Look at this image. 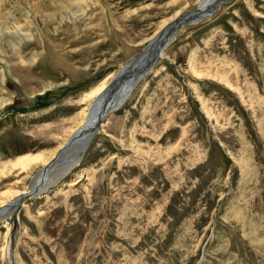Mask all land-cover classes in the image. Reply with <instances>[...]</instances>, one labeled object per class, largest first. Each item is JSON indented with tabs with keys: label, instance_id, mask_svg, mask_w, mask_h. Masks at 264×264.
Instances as JSON below:
<instances>
[{
	"label": "rangeland",
	"instance_id": "374dc122",
	"mask_svg": "<svg viewBox=\"0 0 264 264\" xmlns=\"http://www.w3.org/2000/svg\"><path fill=\"white\" fill-rule=\"evenodd\" d=\"M200 1L0 0V206L17 214L0 264H264V0L183 25L79 164L15 203L46 163H12L51 158L92 91Z\"/></svg>",
	"mask_w": 264,
	"mask_h": 264
},
{
	"label": "bare ground",
	"instance_id": "6f19581e",
	"mask_svg": "<svg viewBox=\"0 0 264 264\" xmlns=\"http://www.w3.org/2000/svg\"><path fill=\"white\" fill-rule=\"evenodd\" d=\"M80 1H82V0H80ZM213 1H215V0H202V1L198 2L197 4H198V7L203 8V7H207V5L211 4ZM79 3H78V5H79ZM176 19H174V21H172L171 23L166 25L164 27V29L161 30L157 34V36L151 40V42L155 40V43H156V42H159V40H161L164 43L163 46H165V44L170 39H172L175 35H177L176 33L178 32V30L183 25L192 26L193 24H195V23H197V22H199L205 18H202L201 20H197L196 18H194L192 16V18H189L190 21L186 22V23L177 22ZM9 34H14V31L11 29H8V30H5V32H3V33L1 32L0 33V39L2 41L5 40L7 38V35H9ZM29 37H30V35L27 33L23 34L22 32H19V31L16 32V38H18V39L29 38ZM160 54H161L160 57H162L163 51H161ZM113 77H114V75L110 79L112 80ZM108 82L107 81L102 82L98 87H96L92 91V94L94 95V99L92 100L91 104L87 107V110L88 109L89 110L86 111V113L82 116V119L78 123L79 126L72 130V133L69 137H67L66 142L63 143L62 145H60L59 147H57L52 152V154L53 153L54 154L52 155L51 158L45 157L41 154H38L37 156L36 155H34V156L33 155H23L22 157L17 158V160L14 163H12L11 168L17 167L18 169H20L21 172H23V173L29 172V174L32 173V172H30V170L32 168H37L40 162L46 163L41 168V170L38 171V173L35 175L33 181H31V183L29 185L30 188L28 187L29 189L27 188L24 192L25 194H22V196L18 197L17 198L18 200L19 199L22 200L25 198V196H28V195L34 194V193H37L39 195V193H41V191L43 192V190L45 191L46 189L51 187L49 185L52 184V182L55 183L57 180H60L62 177H64L67 174L68 171H70L74 166H77L79 164L78 163L79 160H78V162H76L77 161L76 157L78 156L79 152H81L82 148H84V145L86 146V143L90 142V140H91V139L87 138L89 135H86V134L89 132V128L92 127V125H93L92 122L94 121L95 115H97L99 110H100L99 106L102 104V102L105 98V95L109 90ZM128 88H129L128 85H126V86L124 85L122 87V90L118 93L119 95L117 96V98L114 99V102L118 101L119 98L124 97L125 94L129 91ZM119 106L120 105H118V107ZM76 134H78L76 136V139L72 140L71 137L73 135H76ZM73 162H76V164L72 167ZM61 170H63V171H61ZM15 196L17 197L18 195L16 194ZM12 202L13 201L10 200V202H5L3 205L0 206V219H1V217L3 218L4 215L9 217L10 215H12L11 212L15 211L13 208ZM7 247H8L7 254H9L12 249H11L10 244ZM2 251H3V248H2ZM12 262H13V260H12Z\"/></svg>",
	"mask_w": 264,
	"mask_h": 264
},
{
	"label": "water",
	"instance_id": "95a60500",
	"mask_svg": "<svg viewBox=\"0 0 264 264\" xmlns=\"http://www.w3.org/2000/svg\"><path fill=\"white\" fill-rule=\"evenodd\" d=\"M226 1L228 0H215L211 4H208L207 7H197L192 12H185L179 15L176 20L177 22L186 23L190 21L189 18H192V16L197 20L207 18V16H211L218 10L221 2ZM161 42V40L156 43L155 40L152 42L150 41V43H148L142 49L143 51L141 53L136 54V56L123 64L120 71L112 78L108 85L109 90L106 93L102 104L99 106L100 110L98 114L95 115L94 121L92 122L93 125L89 128V132L86 134L89 135L87 138L91 139V137L95 135L101 125V122L105 120L110 112L116 110L118 105L122 104L123 100L125 101L127 99V97L131 94L130 92L132 91V89L137 85L138 81L141 80V78L151 70L154 63L161 56V51L164 50V43ZM124 85H128L129 91L125 94L124 97H121L118 101L114 102V99L117 98V96L119 95L118 93L122 90V87ZM77 135L78 134L73 135L71 137L72 140H75ZM32 195H37V193H34ZM20 201V199H16V205H18Z\"/></svg>",
	"mask_w": 264,
	"mask_h": 264
}]
</instances>
